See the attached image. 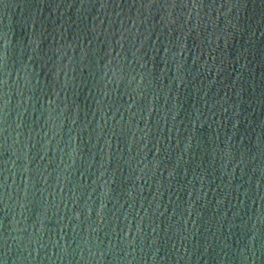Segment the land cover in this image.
Returning <instances> with one entry per match:
<instances>
[{
    "label": "water",
    "instance_id": "obj_1",
    "mask_svg": "<svg viewBox=\"0 0 264 264\" xmlns=\"http://www.w3.org/2000/svg\"><path fill=\"white\" fill-rule=\"evenodd\" d=\"M0 264H264V0H0Z\"/></svg>",
    "mask_w": 264,
    "mask_h": 264
}]
</instances>
